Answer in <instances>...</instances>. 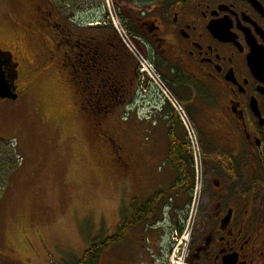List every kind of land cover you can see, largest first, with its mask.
Segmentation results:
<instances>
[{
	"label": "flooded vegetation",
	"instance_id": "flooded-vegetation-1",
	"mask_svg": "<svg viewBox=\"0 0 264 264\" xmlns=\"http://www.w3.org/2000/svg\"><path fill=\"white\" fill-rule=\"evenodd\" d=\"M33 7L43 55L58 73L70 65L74 90L113 83L107 99L124 101L138 70L127 40L169 98L147 109L165 132L164 155L148 159L167 170L159 191L145 190L148 180L103 135L126 185L138 188L119 193L115 225L98 234L108 264H169L174 235L185 237L175 264H264V0H72L67 20L52 0ZM6 60L18 96L20 64ZM179 167L185 180L173 188Z\"/></svg>",
	"mask_w": 264,
	"mask_h": 264
},
{
	"label": "rangeland",
	"instance_id": "rangeland-1",
	"mask_svg": "<svg viewBox=\"0 0 264 264\" xmlns=\"http://www.w3.org/2000/svg\"><path fill=\"white\" fill-rule=\"evenodd\" d=\"M52 1L56 15L72 19V0ZM34 2L0 0V51L20 64L18 100H0V264H75L99 243L105 226L115 225L119 193L138 189L131 181L126 185L113 164L105 132L142 173L141 183L148 180L145 190L168 185L165 167L148 161L149 154L161 150L164 155V128L153 126L161 119L156 116L153 123L147 111L164 87L161 77L149 85V78L137 70L128 97L95 132L89 115L81 111L80 92L76 96L72 87L70 65L66 62L67 71L58 73L54 61L43 55L45 41L31 17ZM125 41L141 59L143 55ZM151 171L155 174L149 179ZM174 238L169 264H175L184 249L185 237ZM98 264H108L106 257L102 255Z\"/></svg>",
	"mask_w": 264,
	"mask_h": 264
},
{
	"label": "trees",
	"instance_id": "trees-1",
	"mask_svg": "<svg viewBox=\"0 0 264 264\" xmlns=\"http://www.w3.org/2000/svg\"><path fill=\"white\" fill-rule=\"evenodd\" d=\"M98 79H99V77H98ZM91 88L93 89L94 93L97 96V98L94 97L93 100L92 99H88V97L86 96L88 93L92 92ZM117 88H119L118 85L115 86L113 83H107V82H103V83H101V85H96L94 87H88V86H85V85H82V86L81 85H76V93L80 92V96H79L78 102H79L80 108H82L81 111L85 112V113H87L89 115L88 118H90L92 120V126L94 127L92 129L95 132L99 128H100V131H101L103 119L111 118L113 116V114L116 112V110L113 109V107L120 106L122 104V101H116L114 96H111L110 99H107V98L110 97L108 95H111L113 93V90L117 89ZM77 95H78V93H77ZM103 111H106V113H108V115L104 116V114H102ZM117 112H118V110H117ZM105 133L108 134L107 132H105ZM108 136H110V135L108 134ZM105 141H106V139L104 140V142ZM1 143H2V141L0 140V144ZM182 149H183V152H185V148H182ZM179 154H181V153H179ZM174 155L180 156V155H177L176 153H174L172 150H170L169 153H168V156L174 157ZM175 168H178V167H175ZM176 173L178 175V179H177L176 182H174V184H173L174 186L172 185L173 188H175V186L180 184L181 179L185 180L184 177H181L180 167L176 171ZM158 197H160V196L158 195ZM101 250H102L101 249V245H99V243L91 245L83 253L81 258L75 264H98V259L102 256L101 255L102 254Z\"/></svg>",
	"mask_w": 264,
	"mask_h": 264
},
{
	"label": "water",
	"instance_id": "water-1",
	"mask_svg": "<svg viewBox=\"0 0 264 264\" xmlns=\"http://www.w3.org/2000/svg\"><path fill=\"white\" fill-rule=\"evenodd\" d=\"M6 68V59L0 54V100L15 101L17 95L15 94L14 78L5 74Z\"/></svg>",
	"mask_w": 264,
	"mask_h": 264
},
{
	"label": "built area",
	"instance_id": "built-area-1",
	"mask_svg": "<svg viewBox=\"0 0 264 264\" xmlns=\"http://www.w3.org/2000/svg\"><path fill=\"white\" fill-rule=\"evenodd\" d=\"M144 70H145V71H144ZM143 71H144V72H147L148 76L152 79L153 82L156 81V80H155L156 78L154 77V75H153L152 73L148 72L147 69H146L144 66H143Z\"/></svg>",
	"mask_w": 264,
	"mask_h": 264
}]
</instances>
